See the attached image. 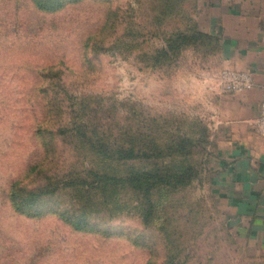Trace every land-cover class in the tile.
Instances as JSON below:
<instances>
[{"label":"rangeland","instance_id":"obj_1","mask_svg":"<svg viewBox=\"0 0 264 264\" xmlns=\"http://www.w3.org/2000/svg\"><path fill=\"white\" fill-rule=\"evenodd\" d=\"M214 26L207 0H0V264H264L213 188L227 93ZM81 102L148 148L104 194L61 182L101 159L50 134Z\"/></svg>","mask_w":264,"mask_h":264},{"label":"crops","instance_id":"obj_2","mask_svg":"<svg viewBox=\"0 0 264 264\" xmlns=\"http://www.w3.org/2000/svg\"><path fill=\"white\" fill-rule=\"evenodd\" d=\"M223 42V65L250 71L254 86L223 93V138L213 188L230 214L264 242V135L256 126L264 100V0H207Z\"/></svg>","mask_w":264,"mask_h":264},{"label":"trees","instance_id":"obj_3","mask_svg":"<svg viewBox=\"0 0 264 264\" xmlns=\"http://www.w3.org/2000/svg\"><path fill=\"white\" fill-rule=\"evenodd\" d=\"M57 0H37V4L42 7V4L47 7L53 8ZM51 3V4H48ZM168 50V49H167ZM97 107L91 106V103L81 102L75 110V115L68 121L62 122L56 128L50 130L52 137L56 136H68L70 140L75 141L76 145H80L83 148L89 147L96 151V154L100 156L96 162L90 163L83 168V170L77 171L73 177H65L61 179L64 185L75 186L76 189L82 190L84 194H93V188H96V192L102 194L108 191L109 186L112 184L109 180H113L116 177L115 170L122 158L130 159L136 155H149L148 148L135 147L131 139H125L122 143H118L117 139L113 137L114 131L111 124H101L102 122L92 121L91 111ZM47 137L43 138V144L46 145L49 142ZM51 139L49 141L51 142ZM131 142V143H130ZM102 161V162H101ZM122 180H133L132 175L121 176ZM136 180H141L142 189L145 192H149L150 177L147 173L139 175ZM60 185V182H54L48 180L46 184H43L38 188L36 196L54 192L56 187ZM23 190V189H22ZM34 192V191H32ZM32 192L30 194H32ZM35 194V193H34ZM20 196V194L18 195ZM80 215H73L72 222L75 227H83L82 222L84 219Z\"/></svg>","mask_w":264,"mask_h":264},{"label":"built area","instance_id":"obj_4","mask_svg":"<svg viewBox=\"0 0 264 264\" xmlns=\"http://www.w3.org/2000/svg\"><path fill=\"white\" fill-rule=\"evenodd\" d=\"M218 85L227 93L242 91L254 86V77L248 70L227 67L221 71ZM255 123L258 131L264 135V100L260 104L259 115Z\"/></svg>","mask_w":264,"mask_h":264}]
</instances>
